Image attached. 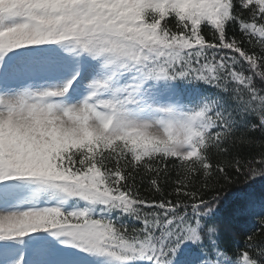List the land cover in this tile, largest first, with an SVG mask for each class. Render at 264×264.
Returning <instances> with one entry per match:
<instances>
[{
	"label": "snow or ice",
	"instance_id": "1",
	"mask_svg": "<svg viewBox=\"0 0 264 264\" xmlns=\"http://www.w3.org/2000/svg\"><path fill=\"white\" fill-rule=\"evenodd\" d=\"M0 264H264V0H0Z\"/></svg>",
	"mask_w": 264,
	"mask_h": 264
}]
</instances>
